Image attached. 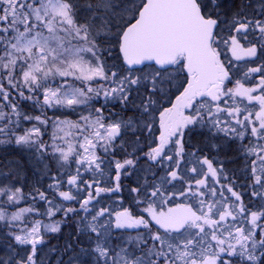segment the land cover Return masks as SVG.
Wrapping results in <instances>:
<instances>
[{"label": "snow or ice", "instance_id": "6c2138e0", "mask_svg": "<svg viewBox=\"0 0 264 264\" xmlns=\"http://www.w3.org/2000/svg\"><path fill=\"white\" fill-rule=\"evenodd\" d=\"M0 264H264V0H0Z\"/></svg>", "mask_w": 264, "mask_h": 264}]
</instances>
